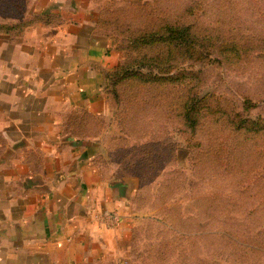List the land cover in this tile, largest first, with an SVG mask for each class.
<instances>
[{
    "label": "rangeland",
    "instance_id": "obj_1",
    "mask_svg": "<svg viewBox=\"0 0 264 264\" xmlns=\"http://www.w3.org/2000/svg\"><path fill=\"white\" fill-rule=\"evenodd\" d=\"M35 2L0 0V23L34 22ZM114 9L121 65L146 62L152 75L185 76L203 108L264 123V0H144ZM167 24L190 26L194 47L135 43ZM179 89L145 88L142 100L135 88L123 90L132 94L118 127L130 134L118 138V166L139 178L138 219L128 254L106 264H264V136L250 139L225 116L191 132L178 114Z\"/></svg>",
    "mask_w": 264,
    "mask_h": 264
},
{
    "label": "crops",
    "instance_id": "obj_2",
    "mask_svg": "<svg viewBox=\"0 0 264 264\" xmlns=\"http://www.w3.org/2000/svg\"><path fill=\"white\" fill-rule=\"evenodd\" d=\"M35 1L34 22L0 34V264L118 263L138 219L139 178L118 166L136 85L109 90L120 54L106 20L144 0Z\"/></svg>",
    "mask_w": 264,
    "mask_h": 264
},
{
    "label": "trees",
    "instance_id": "obj_3",
    "mask_svg": "<svg viewBox=\"0 0 264 264\" xmlns=\"http://www.w3.org/2000/svg\"><path fill=\"white\" fill-rule=\"evenodd\" d=\"M114 8H112L111 13L114 12ZM107 21V22H106ZM105 22L111 26L114 27V31H118V26L121 24V19L115 16V14H112L110 17L107 18ZM30 24V22H10V23H0V34H13V35H19L23 29ZM191 28L190 26H176L167 24L164 27H162L160 30H156L151 33H145V35H141L138 39H136L137 43H142L145 46H147L150 43H164L168 44L170 46H175L177 48H190L193 46V38L191 34ZM117 33V32H116ZM137 65V66H135ZM130 66H134L130 67ZM152 66L150 63L146 62H137L132 64H123L119 65L117 70L112 73L108 79V87L110 88L111 92L115 94V96L118 95L116 92L117 85L124 80L131 81L135 83V95L142 96L143 92H145V88L153 87V86H160V87H170L172 86H179V92L178 95H180L179 101L177 102L179 111L178 114L180 115L182 121L184 122V125L187 126L191 132H195L198 128V126L201 125V121L204 119L207 120H213L216 124L221 123L223 120V116H225V119L228 120L232 124L233 120L235 122V125H233L234 130L240 131L241 129H245V131L248 133L250 139L256 138L258 136H264V123L261 122V118H251V117H243L235 119L230 117L229 114L226 113V111L222 110L221 115L218 113V110L211 109L212 106H208L206 108H203V103L201 98L196 97L194 95V91L192 88H190L188 81H184L182 77H175L171 71H161L158 68L159 75H152L153 73L151 71ZM147 68V72H144L143 69ZM190 78V77H189ZM182 86V88H181ZM163 93V91H161ZM167 91L164 92L163 96H167ZM170 96V95H169ZM247 100L245 101V103ZM251 103V102H248ZM208 109V110H206ZM236 116H238L236 114ZM122 126V125H121ZM218 128V127H217ZM216 128V129H217ZM215 129V132L213 134V138H219L218 130ZM129 131V129L127 130ZM259 141V140H258ZM259 144V152L264 154V145L263 143ZM211 150V148H210ZM223 151V147L218 145V152L221 154ZM145 160H147L145 157H140L138 161L140 163H143ZM254 175V174H253Z\"/></svg>",
    "mask_w": 264,
    "mask_h": 264
}]
</instances>
